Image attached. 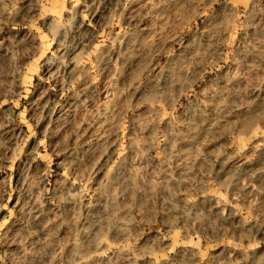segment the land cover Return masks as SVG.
<instances>
[{
	"label": "rangeland",
	"instance_id": "rangeland-1",
	"mask_svg": "<svg viewBox=\"0 0 264 264\" xmlns=\"http://www.w3.org/2000/svg\"><path fill=\"white\" fill-rule=\"evenodd\" d=\"M0 264H264V0H0Z\"/></svg>",
	"mask_w": 264,
	"mask_h": 264
}]
</instances>
